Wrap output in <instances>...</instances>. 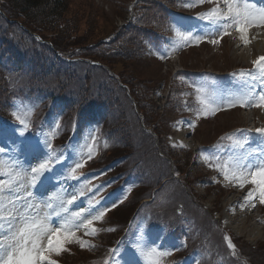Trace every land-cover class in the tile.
Listing matches in <instances>:
<instances>
[{"label":"rangeland","instance_id":"1","mask_svg":"<svg viewBox=\"0 0 264 264\" xmlns=\"http://www.w3.org/2000/svg\"><path fill=\"white\" fill-rule=\"evenodd\" d=\"M129 1L70 0L72 10L75 6L77 10L88 13L80 21L81 30L79 35L83 38V41H87V39L97 40L111 31L117 20V14L122 12L123 6ZM183 1V3L186 2V0ZM237 2L242 5L245 0H237ZM247 2L249 3V0ZM199 6L192 8L182 6L181 10L190 15L198 8L202 10ZM201 6L206 8L205 12H208L211 8L210 3L207 1ZM220 7L221 10L227 11L224 0L219 3ZM89 11L96 14L94 19L91 18L94 24L88 34L84 29L91 23ZM199 17L192 14L190 23H196L201 28L202 24L198 22ZM206 22L204 25L208 27L209 22ZM194 31L199 34L200 29L197 27ZM167 33L166 39H163L159 44L157 52L152 51L151 53L149 49H145L139 60L115 65L116 71L125 78L133 75L141 81L147 79L151 81L150 86L155 87L152 98L159 108L155 118L158 121V130L161 132V135H157L155 142L159 144V141L162 140L160 144L162 147L159 149L158 154H153L151 159L146 158L143 166L137 164L140 151H131L127 152L128 154L123 158L122 163H119V167H115V170L118 172L124 168L123 171L129 173L138 169H147L150 171L147 180L150 181V187H152L155 184L157 175L163 171L164 161L166 160L172 165L173 169L169 174L162 175V178L169 176L170 180H173V184L169 185L165 182L159 190L152 189V200L139 207L135 214L136 217L133 218L128 229L125 228L127 217L137 206L139 197H142V190H137L126 205L112 209L113 211L108 213L102 220L103 224L109 218L112 225H105L104 231L107 230V232L103 231L98 234L101 243L96 255H89L84 251L88 248L76 249L79 247H76V244L73 243L68 245L74 249L76 254L66 251L61 255H55V260H61L65 264H104L105 260H108L109 264H145L144 258L137 251V242L144 239L149 245L156 246L160 251H171V255L162 258L161 264H264V207L259 216L260 218L255 221V218L248 214L249 210L245 209L250 207V203L245 200L249 192V189L245 187L247 184L244 183V187L241 188L237 186L239 183L236 181H225L220 168L216 166L220 165V167L227 168L233 155L249 150V147H251L249 145H245V149H238L236 140L247 137L249 141L253 142L255 133H247L244 126H250L251 129L256 126L255 131L258 128H264V114L262 115L260 110H254V113L251 114L247 107L239 108L238 106L231 107V109H229L230 107H223L216 111L214 115L205 116L201 114L199 118L194 112L195 109L202 107L198 96L200 99H205L206 95L212 90L231 92L225 84L227 82L226 77H229L233 84L232 92L237 90L247 91L249 89L257 95L264 92V83H261L259 78L252 80L251 77L238 75L241 72L256 73L253 61L264 57V26H248L245 33L248 40L247 44L239 38L240 33L236 27H230L227 34L223 36L216 35L219 43L213 44L210 41L201 44L199 42L190 43L179 50L171 51V54L176 52L179 55L178 60L172 63H161L160 54L167 49H171L173 47L171 42L178 39L173 30ZM179 66L187 68V71L173 75L172 70L180 68ZM234 69L235 71H233ZM245 81H247L246 84ZM23 83H27L25 76H13V88H20ZM161 84L166 88H171L167 106L158 104L160 101L158 90ZM197 86H206L207 92H198ZM115 88L112 85V89ZM69 90L76 92L78 85L70 86ZM35 92L36 95L28 96L27 91L24 90L21 97L14 101L17 108L13 112L20 119L18 120L13 116V112H10L9 116L16 130L17 127L18 129L21 127L20 120L27 122L33 117L32 111L41 107L38 117H42L45 112L46 99L44 92H41L40 89ZM142 98H144V101ZM142 98L141 101L144 104L150 101L148 97L145 98V95ZM152 107L154 108V104ZM115 110L118 112L120 109L116 108ZM262 110L264 112V108ZM114 115L113 112L109 117L111 119L107 122L109 126L114 124L118 133H124L125 131L126 135H139L138 129L130 122L131 120L135 121L133 118L131 120L128 117L114 119ZM176 121L184 131L185 125L191 122L195 123V127L188 126L186 128L190 131L187 138L180 134L171 136L176 131L174 126ZM129 125L130 128L127 129ZM0 126V147L6 149L5 153L0 155V159L7 162L9 156L18 158L24 168L29 167V159H31L32 164H35L37 161L32 159V152L17 146L18 144L15 142L9 144L5 133L2 132L4 126L1 123ZM92 131L93 127L90 128L89 135H92ZM50 132H54V129L51 128ZM16 133L19 132L16 131ZM17 134L13 135L16 136ZM256 136L257 141L261 140V146L256 143L253 149L257 150L259 155L258 151L264 149V134ZM165 138L167 141L170 139L173 144H180L181 140L188 139L192 145L198 146L193 152L191 150L194 148L175 147L173 144H170L168 148ZM144 141L145 139L142 136V142ZM42 145L43 143H40V146ZM150 147L154 148L155 146L150 143ZM9 148L13 150L11 153L8 151ZM76 149L78 152H75L77 154L73 157L71 156L72 163L69 162L70 165H73L74 160H84L88 156L89 141H84L80 145V149L78 147ZM126 149L131 150L132 148L126 147ZM92 150L94 151V148ZM168 151L171 155L167 154ZM123 152L124 149L113 151L111 155L114 156L115 153L118 155V153L122 154ZM175 154L177 155L175 156ZM204 156L215 157V159L205 162ZM249 159L253 160L255 158L251 156ZM193 162L198 164L193 166ZM5 170L7 171V167ZM65 171H68L67 168L63 173ZM187 171L192 174V177L186 178L185 172ZM58 176L59 174L57 177L55 176L56 179L59 178ZM94 177H96V171L88 173L82 181L83 185ZM126 177L127 175L124 174L120 179L124 185L126 184L124 179ZM133 179H135V174L130 175L129 183ZM129 183L124 188L125 192L132 188ZM55 185L52 180L48 181L45 187H41L40 191L35 193L31 191L30 186L25 184L23 188H16L12 196L6 193L3 199L7 203L17 194L23 199L26 192H31L30 202L34 205L38 204L40 212L43 213L48 210L41 201L46 200L54 192L61 190L60 187ZM248 186L251 187V183ZM150 187L147 188V196L150 195ZM117 189L118 187L114 186L106 190L105 194L109 197L103 205H109L118 199V194L115 191ZM235 189L240 190V192L235 191ZM63 192L71 194L78 192V190L63 189ZM235 194H238V200L233 202V197H236ZM87 202H89L87 198L78 196L73 205L68 207L73 211L87 209L89 207ZM18 209L21 212L23 211L19 206ZM253 212L257 217L256 209ZM55 220H57V217H55ZM108 229L114 230L109 231ZM122 232L126 233L124 237L118 240L116 245L110 244L113 243L116 237L122 235ZM226 235L231 238L232 243L235 245V255L232 254V249L227 246V241L224 239ZM89 237L91 236H86L83 239L92 244V239L96 238ZM113 249H118L119 254L110 251ZM50 258L52 259V257Z\"/></svg>","mask_w":264,"mask_h":264},{"label":"snow or ice","instance_id":"2","mask_svg":"<svg viewBox=\"0 0 264 264\" xmlns=\"http://www.w3.org/2000/svg\"><path fill=\"white\" fill-rule=\"evenodd\" d=\"M205 2L206 0H186L181 6L192 8ZM207 2L211 3L212 0H207ZM224 4L227 7L226 12L217 6L200 14L201 19L209 22L208 28L211 29L204 34H196L193 30H184L182 27L173 25L172 30L178 39L172 41L173 47L165 50L159 58L165 59L171 54V51L179 50L181 47L193 42L198 43L204 39L205 35L223 36L227 34L230 27H236L240 33L239 38L247 44L248 40L245 33L248 26H264V8L258 9L255 4L248 3L247 0L242 5L238 4L237 0H224ZM210 42L216 44L219 43V40L213 39ZM253 65L256 68V73L241 72L238 75L251 77L252 80L259 78L261 83H264V57L254 60ZM244 83L246 84L247 81ZM197 91L207 92V88L206 86H197ZM198 100L202 107L194 110L197 118L201 114L205 116L214 115L216 111L223 107L239 105L241 107L264 108V92L257 95L251 89L235 92L212 90L206 95L205 99H200L198 96ZM13 116L18 120L20 119L15 112H13ZM20 124L17 139L22 137L20 143L30 145L32 159H36L37 162L32 164L31 159H29V167L24 168L18 158L9 156L7 162L0 159V264H58L46 253L61 255L63 252L69 251L67 245L73 243L82 249L94 248L95 245L76 236V230L85 229V236L97 235L102 229L95 227L94 222L102 221L109 208H95L90 198L87 209L73 211L68 206L73 205L77 196L83 195V192L67 194L62 189L48 196L46 200L41 201L48 210L43 213L40 212L38 204L34 205L30 202L31 192H26L23 199L17 194L6 203L3 199L4 195L7 193L12 196L16 188H23L25 184L33 190L38 185L45 187V182L51 181L53 178L51 174L54 166L66 159L62 155L55 154L56 150L53 148L51 138L45 139L43 148L40 147V142L31 144L30 139L25 136L28 123L20 120ZM188 126L195 127V123L191 122ZM256 131L264 134V128H258ZM247 143V137L237 139L236 147L245 149ZM92 147L89 146L88 159H91L95 154ZM104 147H108L107 142L104 143ZM5 151V147H0V155L4 154ZM8 151L11 153L13 150L9 148ZM250 156V152L242 151L230 158L231 163L227 168L220 167V165L216 166L220 168L225 181H236L241 188L244 187L246 182L256 186L255 189L249 190L245 200L251 202L258 192L259 202L264 204V149L260 150L259 156L255 159L250 160ZM203 158L205 162L215 159V157L209 156ZM84 162L83 159L74 160L73 165L68 169L66 178L76 179L77 170L83 167ZM6 167L7 171L5 170ZM249 175L252 177L250 181L248 180ZM96 203H99V201H96ZM18 206L23 209L22 212L19 211ZM115 206V203L111 205V207ZM252 206L255 207V204L253 203ZM52 217H57V220L54 221ZM108 230L112 231L114 229ZM224 239L227 241L228 248L232 249V254L235 255V245L232 243L231 238L226 235ZM110 251L119 254L118 249ZM137 251L144 258L145 264H161L163 257L171 255V251H160L156 246L149 245L144 239L137 242ZM104 264H109L108 260H105Z\"/></svg>","mask_w":264,"mask_h":264},{"label":"trees","instance_id":"3","mask_svg":"<svg viewBox=\"0 0 264 264\" xmlns=\"http://www.w3.org/2000/svg\"><path fill=\"white\" fill-rule=\"evenodd\" d=\"M0 7L6 17L13 19L8 20L0 13V112L5 113L10 109L11 95L3 60H7L14 67L27 65L32 71L50 72L53 69H50L49 57L54 54V49L62 51L67 50L66 48L86 45V40L83 41L79 32L81 30V18L88 13L77 10L75 6L72 10L70 0H0ZM145 8H149V6ZM95 14V12L89 11L91 23L84 29L88 34L94 24L91 18L94 19ZM32 32L37 34L40 39L37 40L35 36L31 35ZM140 33L139 28L130 27L127 32L128 37L123 42L135 43ZM120 35L121 33L118 34L117 38ZM46 39L50 42L47 43ZM90 42L96 43V40H90ZM83 48L87 52L86 55L93 57V60L102 59L109 66L117 63L116 60L108 57L99 58L95 56L98 52H104V48L99 51H93L90 46ZM86 72L89 78L92 77V69H89V72L86 70ZM137 87L140 89L141 97L143 93L146 95L147 91ZM121 115L123 117V112ZM185 173L186 178L192 177L189 171Z\"/></svg>","mask_w":264,"mask_h":264}]
</instances>
